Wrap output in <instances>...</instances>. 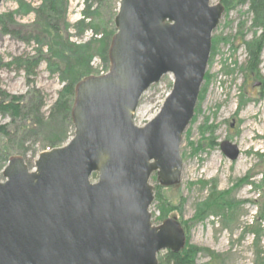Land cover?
<instances>
[{
  "label": "water",
  "instance_id": "95a60500",
  "mask_svg": "<svg viewBox=\"0 0 264 264\" xmlns=\"http://www.w3.org/2000/svg\"><path fill=\"white\" fill-rule=\"evenodd\" d=\"M210 2L120 0L108 73L76 85L71 140L40 152L33 168L16 156L3 171L0 264H159V252L183 251L176 219L151 221L150 177L162 187L181 182L183 134L225 11ZM166 74L172 91L137 126L143 94ZM220 147L230 161L241 155L228 140Z\"/></svg>",
  "mask_w": 264,
  "mask_h": 264
},
{
  "label": "rangeland",
  "instance_id": "374dc122",
  "mask_svg": "<svg viewBox=\"0 0 264 264\" xmlns=\"http://www.w3.org/2000/svg\"><path fill=\"white\" fill-rule=\"evenodd\" d=\"M51 1L4 0L0 6V16L13 14L14 18L8 33L0 27V101L8 100L4 93L23 96L24 103L47 121L58 118L54 107L60 92L75 80L65 66L67 62L78 60L79 73L89 63L87 75L74 82V98L78 82L108 73L109 50L117 31L115 17L120 4V0H54L60 50L63 43L69 44L68 55L63 53L60 58L54 52L50 56L46 47L49 43L38 36L35 24L37 12ZM210 4H221L225 11L212 34L204 82L194 116L183 134L181 182L162 187L156 174L151 175L150 184L154 188L151 221L158 226L174 218L182 225L185 248L189 245L202 250L193 264H264V170L259 167L260 155H264V94L260 93L261 86H255L264 82V47L259 67L262 77L253 79L246 71L245 45L259 40L263 33L248 3L229 8L221 0H211ZM173 83L174 76L166 74L145 91L134 116L137 126L145 125L160 112ZM37 114L34 121L25 116L14 120L9 113L0 112V126L6 125L10 132V137H0V181H4L3 171L12 157L26 158L29 168H33L40 152L63 146L72 138L74 127L70 116L72 125H66L67 137L53 143L56 146H49L62 131L49 121L43 129L52 128L42 130ZM225 140L239 146L238 160L230 161L223 154L220 144ZM25 148L27 153L23 154ZM3 152H8L9 157L3 156ZM92 177L93 182L97 180V175ZM211 192H230L232 201L238 202L233 217L223 209H211L204 217H196L198 206L211 197ZM164 201L168 203L165 208L170 207L165 216L161 210ZM206 251H211V257L216 259L212 260ZM167 252H159V264Z\"/></svg>",
  "mask_w": 264,
  "mask_h": 264
},
{
  "label": "trees",
  "instance_id": "16d2710c",
  "mask_svg": "<svg viewBox=\"0 0 264 264\" xmlns=\"http://www.w3.org/2000/svg\"><path fill=\"white\" fill-rule=\"evenodd\" d=\"M221 1L225 5L226 8H229L235 4L248 3L250 5L249 10L252 11L253 14H255L254 17H255L256 24H258V26L261 28V31L263 34L259 40H253L251 42L245 43L246 51H247V58H248L247 64H246V71L249 74L250 78L261 79L262 76H261L259 67L261 64V59H260L261 52L264 47V0H221ZM56 7H57V1L55 2L54 0H52L50 4H47L41 11H38L37 12L38 20L35 21V24L37 27L36 30H38L37 32L38 36L44 39L42 41L49 43L48 45L46 44V47H48L50 56L52 52H54L58 57L61 58L63 53L64 54L68 53L66 49L69 44L68 42H66L65 44L63 43L61 46L62 48L60 50L59 40L61 37L59 35L60 34L59 22L54 16L56 12L55 10ZM13 22H14L13 14H7L4 16H0V27L3 30V32L8 33L9 25ZM38 42L40 43L41 41L38 40ZM107 45H108V39H107ZM55 58L57 57L55 56ZM64 61L67 62V59ZM30 65L32 64L30 63ZM52 65H53L52 60L49 59V67L51 68ZM65 66L67 69H69L70 71L69 74L73 78H75V80H72L70 83L66 84L63 87V90L60 92V96L54 107L57 110L55 115H57L58 118L53 119L51 117L48 120L49 122H53V125H55L58 128L59 132L62 131V134L60 133V135L56 139H53L48 143V145L49 146L52 145V147L56 146L53 143L62 141L67 137V128H68L67 126L72 125L70 116H71V110H72L71 105L73 103V98H74V82H76L80 77L87 75L89 71V63H88L87 67L82 72L79 73L80 66L78 64V60L74 62H67ZM58 69L60 71V68ZM75 71L77 75H75ZM60 74H61V71H60ZM207 79L209 80L208 76H207ZM257 83H260V86H261L260 93L264 94V82H257ZM203 90L205 91V89ZM4 98H7L8 100L0 101V112L4 114L9 113L14 118V120L22 116H25L28 119H32L33 121L35 120L34 116L38 112L36 113L33 110V108L28 107L27 104L24 103L23 96H17V95L11 96V95L4 93ZM31 106L33 107V105ZM37 116H38L39 122L41 123L40 126L42 127L41 128L42 130H49L52 128V127L50 128L46 127L45 129H43L44 124L48 121L47 119L44 118L42 114L38 113ZM0 137H3V138L10 137V132L8 131L6 125L0 126ZM22 153L26 154L27 149L26 148L23 149ZM2 155L5 156L6 158L9 157L8 152H3ZM260 156H261L262 162L259 165V167L261 166L262 170H264V155H260ZM157 196L158 198H160V194H158ZM210 196L211 197L208 198L207 201H205L204 203L198 206L196 217L198 218L204 217V214L206 213V211L211 210V209L215 211H219L223 209L224 212L229 217H233V215L237 211L236 209L238 207V202L232 201V199L230 198V192H225V193L218 192L216 194L211 192ZM167 205L168 203L166 201L162 202L161 210H162L163 216H165V214L170 211V207L169 209L165 208V206ZM199 251L201 252L202 250H200L197 247L188 245L183 251H181L178 254L168 251L164 260H161V262L162 264H193ZM206 252L211 257L212 252L211 251H206ZM211 258L212 260L216 259L213 257Z\"/></svg>",
  "mask_w": 264,
  "mask_h": 264
},
{
  "label": "bare ground",
  "instance_id": "6f19581e",
  "mask_svg": "<svg viewBox=\"0 0 264 264\" xmlns=\"http://www.w3.org/2000/svg\"><path fill=\"white\" fill-rule=\"evenodd\" d=\"M26 159V158H25ZM35 160H36V158H35ZM35 162V161H34Z\"/></svg>",
  "mask_w": 264,
  "mask_h": 264
},
{
  "label": "flooded vegetation",
  "instance_id": "af4514ba",
  "mask_svg": "<svg viewBox=\"0 0 264 264\" xmlns=\"http://www.w3.org/2000/svg\"><path fill=\"white\" fill-rule=\"evenodd\" d=\"M259 86H260V83H259Z\"/></svg>",
  "mask_w": 264,
  "mask_h": 264
}]
</instances>
